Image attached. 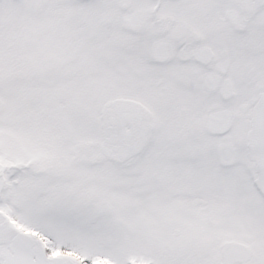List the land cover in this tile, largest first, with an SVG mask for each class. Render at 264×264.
I'll use <instances>...</instances> for the list:
<instances>
[{
  "label": "snow or ice",
  "instance_id": "obj_1",
  "mask_svg": "<svg viewBox=\"0 0 264 264\" xmlns=\"http://www.w3.org/2000/svg\"><path fill=\"white\" fill-rule=\"evenodd\" d=\"M0 264H264V0H0Z\"/></svg>",
  "mask_w": 264,
  "mask_h": 264
}]
</instances>
